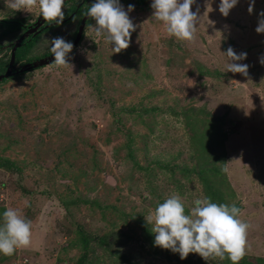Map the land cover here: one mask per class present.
<instances>
[{
	"label": "rangeland",
	"instance_id": "1",
	"mask_svg": "<svg viewBox=\"0 0 264 264\" xmlns=\"http://www.w3.org/2000/svg\"><path fill=\"white\" fill-rule=\"evenodd\" d=\"M80 1L64 2V14ZM94 1L26 37L10 78L0 80V225L8 208L32 223L30 245L0 254V264H225L192 253L181 260L154 245L145 217L173 193L186 212L210 194L239 207L250 225L240 262L264 264V34L256 32L264 0L251 14L252 0H238L227 17L220 0H195L191 10L205 15L191 43L167 35L150 1L129 13L136 31L121 53L95 36L92 20L68 54L71 68L49 67L52 59L13 76L52 55L46 41L70 42ZM131 2L119 0L125 11ZM39 14L38 3L15 12L0 0V21L21 25L11 33L0 26V75ZM229 47L247 54L239 61L247 76L226 71Z\"/></svg>",
	"mask_w": 264,
	"mask_h": 264
},
{
	"label": "clouds",
	"instance_id": "2",
	"mask_svg": "<svg viewBox=\"0 0 264 264\" xmlns=\"http://www.w3.org/2000/svg\"><path fill=\"white\" fill-rule=\"evenodd\" d=\"M64 2L65 0H5V6L15 12H30L38 3L43 20L59 25L65 19L62 11ZM194 3L195 0H151L152 18L162 22L169 37H174L179 42H194L197 24L201 23L205 15L200 16L199 9L195 12L191 10ZM237 3L238 0H220L219 12L227 17ZM253 8L254 0L249 4L250 14ZM209 9L210 6L207 12ZM133 10L134 7L129 5L125 11L119 0H95L88 6L85 16L95 21V26H91L95 36L102 37L113 46V54H119L129 48L131 35L136 31V25L129 17ZM260 17L256 32L264 34V11L260 13ZM46 42L50 43V52L54 57L49 67L71 68L67 57L73 50V44L61 37ZM221 55L227 61L226 71L247 76L248 66L239 63L246 59V53L237 55L229 47ZM261 63L264 64V59ZM223 171H227V168ZM240 214L241 209L235 204L212 202L210 197L195 199L194 206L186 212L181 196L173 193L159 203L145 220L151 225L154 245L178 253L181 260L192 253L198 254L205 261L218 258L221 261L227 259L231 264H239L246 254L247 231L250 228L247 222L239 219ZM31 227V221L25 219L18 210H5L3 224L0 225V254L11 256L17 248L29 246Z\"/></svg>",
	"mask_w": 264,
	"mask_h": 264
},
{
	"label": "water",
	"instance_id": "3",
	"mask_svg": "<svg viewBox=\"0 0 264 264\" xmlns=\"http://www.w3.org/2000/svg\"><path fill=\"white\" fill-rule=\"evenodd\" d=\"M68 1V0H65V2ZM151 1V0H150ZM41 14H39L36 22H34V24L30 27H28L17 39L16 41L12 44L11 46V49H10V53H9V62H8V65L5 69V72L0 75V80L2 79H6V78H9L10 75L12 74V69L14 68L13 67V62H14V51L19 47V44L22 40H24L27 36L31 35V36H34L36 33L37 30H38V27L41 25V23L45 22L43 19H41ZM88 17L84 16L82 17L81 21L79 22V25H78V28H77V31L75 33V36L73 38V40L71 41V43L73 44V48L78 44V42L80 41V38H81V34H82V30H83V27H84V22L85 20L87 19ZM41 19V21H40ZM40 21V22H39ZM49 25L45 26L48 27ZM52 59H54V57L51 55V56H47L45 58H41V59H37V61H34L32 62L31 64H26L24 66L21 67V69H19L18 71L19 72H23L24 70H27V69H30V68H36V67H42L44 65H47L48 63H50L52 61Z\"/></svg>",
	"mask_w": 264,
	"mask_h": 264
},
{
	"label": "trees",
	"instance_id": "4",
	"mask_svg": "<svg viewBox=\"0 0 264 264\" xmlns=\"http://www.w3.org/2000/svg\"><path fill=\"white\" fill-rule=\"evenodd\" d=\"M69 1H72V0H69ZM132 2H131V4L132 5H134V3H141V2H136V1H134V0H131ZM145 4V3H144ZM72 10V7H69L68 8V10H67V12L64 14V15H66V17H67V15L70 13V11ZM77 12H78V10H77ZM69 20H66L65 21V23L64 24H66L67 22H68ZM92 20L91 19H88L86 22H85V26L87 25V24H89L90 22H91ZM61 25V24H60ZM0 26H1V28H3V29H5L7 32H9V33H11V32H14V31H18V30H20L21 29V25L20 24H17L16 22H13V21H0ZM49 28H51L52 27V25L50 26H48ZM49 28H47V29H49ZM41 32H43V31H41ZM36 36V35H35ZM29 38H31V36H29L28 37V39ZM28 39L26 40H23L21 43H20V45H19V47L14 51V60L15 61H17L18 59H19V57H20V54H21V51L22 50H24L25 48V44H27V41H28ZM43 57V56H42ZM38 59V58H37ZM6 68V67H5ZM3 70H4V68H3ZM2 70V71H3ZM24 72H27V71H23V72H19L18 70H15V72L13 73V76L15 75V74H20V73H24ZM10 78V77H9ZM9 78H6V79H9ZM6 79H3L2 81H4V80H6ZM204 172H206V171H204L203 169H198L197 170V173H198V175H199V178H200V182H202L207 188H211V184L209 183V182H206L205 180H204V177L202 176L203 175V173ZM213 193V192H212ZM214 194V193H213ZM214 196V195H213ZM213 196L210 194V197H211V199H213ZM225 261V264H231V261H229V260H227V259H225L224 260ZM241 261V260H240ZM239 261V264H244L243 262H240ZM258 262H260V261H262L261 259H259V260H257Z\"/></svg>",
	"mask_w": 264,
	"mask_h": 264
},
{
	"label": "flooded vegetation",
	"instance_id": "5",
	"mask_svg": "<svg viewBox=\"0 0 264 264\" xmlns=\"http://www.w3.org/2000/svg\"><path fill=\"white\" fill-rule=\"evenodd\" d=\"M82 2V0L79 2V3H81ZM95 2V1H94ZM93 2V3H94ZM79 3H77V5L76 4H74L73 6H71L72 7V10L70 11V13L67 15V17L65 18V20L67 19V20H72V19H74L75 18V16L77 15V10H78V4ZM145 3V4H144ZM148 3V0H143L141 3H134V5H132L133 7H135V8H142V7H144V6H146V4ZM77 9V10H76ZM87 9H88V7L86 8V9H84L81 13H80V15L78 16V18H77V20H76V27H75V29H74V36H75V33H76V31H77V28H78V25H79V22L81 21V19H82V17L84 16V14L86 13V11H87ZM41 19H43V17H41ZM41 19H40V21H41ZM89 18H87L86 20H85V22L88 20ZM39 21V22H40ZM85 22H84V26H85ZM34 24V23H33ZM32 24V25H33ZM56 23L55 22H51V23H46V22H43V23H41V25L38 27V30L36 31V32H38V33H41V31H44V29H46V28H49V27H46V28H44L45 26H47V25H52V26H54ZM32 25H30V26H32ZM30 26H27V27H25L24 29H23V31L22 32H24L28 27H30ZM83 31V30H82ZM38 33H36L35 35H37ZM29 36H31V35H29ZM29 36H27V38L29 37ZM74 38V37H73ZM73 40V39H72ZM71 40V41H72ZM23 41V40H22ZM21 41V42H22ZM71 41H70V43H71ZM20 45V44H19ZM46 57V56H45ZM39 59H41V58H39ZM4 70H5V68H4ZM4 72V71H3ZM2 72V73H3Z\"/></svg>",
	"mask_w": 264,
	"mask_h": 264
}]
</instances>
